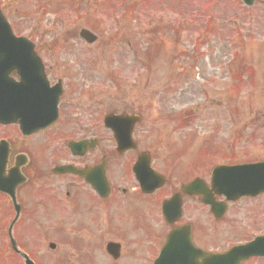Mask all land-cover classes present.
<instances>
[{
	"label": "flooded vegetation",
	"instance_id": "1",
	"mask_svg": "<svg viewBox=\"0 0 264 264\" xmlns=\"http://www.w3.org/2000/svg\"><path fill=\"white\" fill-rule=\"evenodd\" d=\"M0 10L9 20L7 10L1 5ZM9 22L16 36L23 35L32 41V49L42 63L47 89L58 95L56 121L28 134L25 132L27 107L22 102L31 97L30 93L40 83L34 77L24 79L15 69L5 73L6 97L4 112L0 115V169L4 177L13 175L11 181L15 186L13 195L0 192V215L6 218L1 229L5 232V228L13 224L16 245L34 264L44 263L40 256L31 254L25 247L37 225L38 214L61 223L59 232L64 241L80 242L85 247L58 254L65 264H155L168 233L175 229H179L193 247L210 255H220L256 237H264V216L239 219L242 210L252 206L264 208V191L257 196L232 198L234 194L224 190L219 181L221 172L213 178V170L220 169L219 166L264 161V138L255 144L257 139L249 138L244 145L232 140L223 144L208 141L201 149V162L196 165L187 153L188 146H178L181 151H170L169 157L161 155L156 152L157 148L146 147L138 139L139 126L144 122L142 110L120 108L111 112L113 110L102 103L90 104L89 91L83 90L80 83L86 78L80 70L85 59L78 56L60 60L53 54L54 51H70L69 48L81 43L50 45L38 40L40 34L17 31L13 21ZM196 50L192 46L190 55ZM20 53L19 49L16 54ZM176 53L170 59V68L174 69L170 78L174 88L178 87L174 91L178 95L191 79L182 73L183 67L179 70L176 56L181 59L182 54ZM183 54L190 56L185 51ZM99 94L100 91L92 93V99L100 97ZM109 112L139 116L131 127L132 144L121 152L117 151L114 135L104 123ZM188 117L186 111L173 116L179 118L182 126ZM138 161L142 165L148 163L158 174L150 192L142 190L134 174L133 165ZM212 179H215L214 184ZM161 181L164 185H159ZM193 181L199 183L197 188L186 190ZM54 215L56 218H52ZM125 239L133 243L130 260L124 258ZM260 246L264 250V242ZM262 250L238 264H264ZM16 255L24 264L22 255ZM193 258L197 264L203 262L200 256Z\"/></svg>",
	"mask_w": 264,
	"mask_h": 264
},
{
	"label": "rangeland",
	"instance_id": "2",
	"mask_svg": "<svg viewBox=\"0 0 264 264\" xmlns=\"http://www.w3.org/2000/svg\"><path fill=\"white\" fill-rule=\"evenodd\" d=\"M0 5L17 31L36 32L50 45L81 43L53 54L85 59L80 70L87 79L80 83L90 104L102 103L111 112L142 110L138 139L157 153L169 157L181 151L178 146H188L196 165L208 141L244 145L264 138V0L250 7L240 0H0ZM83 28L98 40L85 44L78 37ZM195 39L198 49L190 55ZM174 53L179 70L191 79L178 95L170 78ZM97 91L101 96L92 99ZM185 111L190 118L182 126L173 116ZM257 216H264V208L252 206L239 219ZM5 219L0 215V264H21L1 229ZM36 222L25 248L42 263L65 264L58 254L85 248L64 241L55 219L38 214ZM123 242L130 260L133 243Z\"/></svg>",
	"mask_w": 264,
	"mask_h": 264
},
{
	"label": "water",
	"instance_id": "3",
	"mask_svg": "<svg viewBox=\"0 0 264 264\" xmlns=\"http://www.w3.org/2000/svg\"><path fill=\"white\" fill-rule=\"evenodd\" d=\"M247 3L251 4L253 0H245ZM0 31L1 32H5L7 38L10 37V31L8 29V26L5 22V20H3L2 16L0 15ZM6 38V40H8ZM5 40V39H4ZM5 40V41H6ZM21 40V39H20ZM9 43V42H7ZM14 46V45H13ZM12 44H9L7 46H2L0 47V50L4 49L7 50L10 47H13ZM16 47H20L23 46V43H21V45H15ZM22 56H27L26 54L22 55ZM29 56V60H31V54H28ZM15 55L13 53H6L3 52L0 54V61L5 60L6 63H8L7 65H5V73H7L8 71H10V69L15 68L14 65L10 66V63L14 62L12 61V58H14ZM17 60H19L20 56H16ZM17 62H21V61H17ZM29 62V61H27ZM30 63V62H29ZM13 64V63H12ZM1 65H3V63H1ZM34 67H36V65H34ZM1 70H4L3 67H1ZM21 70H26V69H21ZM20 70V71H21ZM24 78H28L25 75H23ZM1 93V91H0ZM1 95H0V99H1ZM2 99L0 100V106L2 105ZM3 110H0V113H2ZM262 164V163H261ZM261 164H256V165H250V166H244L241 167V169H244L243 172H246L247 170L250 172L248 173L249 175V180L240 183L238 186H236V190L237 192H239L240 194H255L260 192V190H262V188L264 187V182L258 180V177L261 173ZM2 171L0 169V191L2 192H7L10 195L14 194L13 191V187L15 186V183H12L13 181H11V177H13V175H8L7 177H4L2 174ZM252 174V175H251ZM144 184H147V181L145 182L144 180ZM143 184V185H144ZM183 241V242H181ZM261 240L260 239H256L253 243H249L247 245H243V247H237V248H233V250L224 253L222 255H204L203 252H198V250H196V253L194 252V250H192L191 248V244H189V240L187 237L184 236V234L178 229L176 231L171 232L168 235V241L167 243L164 245L163 247V251L160 255V257L158 258V261L156 264H197L196 262H194V258L193 256H200V258H203V261L201 264H236L239 260L243 259L244 257L257 253L259 250V244H257V242L259 243ZM13 245V243H12ZM15 248V245H13ZM261 250V249H260ZM28 264H32L31 262H29L27 260Z\"/></svg>",
	"mask_w": 264,
	"mask_h": 264
}]
</instances>
